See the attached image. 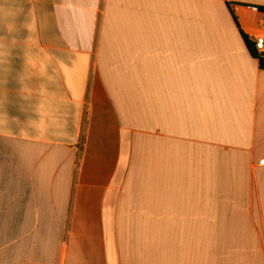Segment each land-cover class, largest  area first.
Masks as SVG:
<instances>
[{"label":"crops","instance_id":"0c3cea01","mask_svg":"<svg viewBox=\"0 0 264 264\" xmlns=\"http://www.w3.org/2000/svg\"><path fill=\"white\" fill-rule=\"evenodd\" d=\"M253 7L0 0V264H264Z\"/></svg>","mask_w":264,"mask_h":264},{"label":"trees","instance_id":"16d2710c","mask_svg":"<svg viewBox=\"0 0 264 264\" xmlns=\"http://www.w3.org/2000/svg\"><path fill=\"white\" fill-rule=\"evenodd\" d=\"M226 6H227V8H228V10H229V13H230V15H231L233 21H234L235 24H236V27L239 29V25H238V23H237V21H236V18H235V15H234L233 10H232V8H231V5H230V4H226ZM253 8H256V9H257L259 12H261V13H264V8H262V7H253ZM239 33H240V35H241V37H242V39H243V42H244V44H245V46H246L248 52L250 53V55H251L253 58L258 59V60H259V63H260V66L262 67L264 61L259 57V55H258V53H257V51H256V49H255V47H254L253 42L250 41V40L246 37V35H245L241 30H239Z\"/></svg>","mask_w":264,"mask_h":264},{"label":"built area","instance_id":"2783aa9c","mask_svg":"<svg viewBox=\"0 0 264 264\" xmlns=\"http://www.w3.org/2000/svg\"><path fill=\"white\" fill-rule=\"evenodd\" d=\"M259 57L264 61V32L252 41Z\"/></svg>","mask_w":264,"mask_h":264},{"label":"rangeland","instance_id":"374dc122","mask_svg":"<svg viewBox=\"0 0 264 264\" xmlns=\"http://www.w3.org/2000/svg\"><path fill=\"white\" fill-rule=\"evenodd\" d=\"M15 232L16 231H14V234H13V231H9V234L11 235V237L10 238H13V236L15 235ZM20 238H23V231H20ZM9 240V239H8ZM13 245H7L6 247L7 248H11ZM14 247V246H13ZM4 248V246L3 247H0V253L3 251L2 249Z\"/></svg>","mask_w":264,"mask_h":264}]
</instances>
